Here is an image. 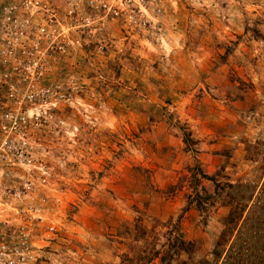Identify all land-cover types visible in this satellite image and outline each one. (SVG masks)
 <instances>
[{
	"label": "rangeland",
	"instance_id": "1",
	"mask_svg": "<svg viewBox=\"0 0 264 264\" xmlns=\"http://www.w3.org/2000/svg\"><path fill=\"white\" fill-rule=\"evenodd\" d=\"M89 1H42L64 34L40 79L0 53V245L16 264H255L264 0Z\"/></svg>",
	"mask_w": 264,
	"mask_h": 264
},
{
	"label": "built area",
	"instance_id": "2",
	"mask_svg": "<svg viewBox=\"0 0 264 264\" xmlns=\"http://www.w3.org/2000/svg\"><path fill=\"white\" fill-rule=\"evenodd\" d=\"M23 5L13 2L7 7V15L4 18L5 30L7 31L5 37L2 39V49L0 53L3 58L13 60L15 68L20 70L21 77L24 81H34L40 79L44 74L43 62L45 54L49 47L55 45L57 41L62 38L63 30L59 27L60 22L57 17V11L47 5H42L43 0H22ZM95 0L89 1V6L93 7ZM25 6L26 17L20 19L17 15L18 8ZM107 7V5H104ZM44 10L46 14V22L40 24L37 27L26 28L29 24L30 17L39 11ZM74 11H71V16L78 22L80 18L78 15H73ZM25 14H23L25 16ZM82 25L84 28H90L94 22L92 17H83ZM46 42L51 43L46 49ZM44 58V59H43ZM8 143L6 140L4 144ZM2 236L0 235V243ZM14 251L11 246L6 244L0 245V264H16L13 259L10 260V256H13Z\"/></svg>",
	"mask_w": 264,
	"mask_h": 264
},
{
	"label": "trees",
	"instance_id": "3",
	"mask_svg": "<svg viewBox=\"0 0 264 264\" xmlns=\"http://www.w3.org/2000/svg\"><path fill=\"white\" fill-rule=\"evenodd\" d=\"M242 212V209H238L236 210L235 209V212H233L231 215H230V220L233 222L236 223V219H239L240 218V215L238 216H235L234 215L237 213L239 214V212ZM250 214H248V216L245 218L244 220V224L242 225V227H247L248 223H250V227H255L259 230V232H262V235H264V193L263 195H258L256 196V201L255 203L253 204V206L251 207L250 209ZM252 213V214H251ZM252 223V224H251ZM241 229V228H240ZM249 232V228L247 230H240V236L241 234H244L246 233V235L248 234ZM238 236V239H241V237ZM233 250H231L230 252V258H232L233 260L231 261V264H236L234 263V259L237 258V248L235 247H232ZM263 251H264V248H262ZM241 250H242V246L239 247V252L241 253ZM249 256L253 259L254 263L255 264H264V255L260 256V255H255L253 253H250ZM240 260H242V258H240Z\"/></svg>",
	"mask_w": 264,
	"mask_h": 264
}]
</instances>
